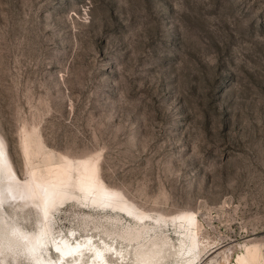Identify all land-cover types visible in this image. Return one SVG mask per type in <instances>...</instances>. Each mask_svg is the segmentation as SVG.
<instances>
[{
	"label": "rangeland",
	"instance_id": "374dc122",
	"mask_svg": "<svg viewBox=\"0 0 264 264\" xmlns=\"http://www.w3.org/2000/svg\"><path fill=\"white\" fill-rule=\"evenodd\" d=\"M0 141L22 191L0 178V264L56 257L41 225L118 264L263 261L264 0H0ZM66 160L124 211L75 189L43 221L30 174Z\"/></svg>",
	"mask_w": 264,
	"mask_h": 264
},
{
	"label": "bare ground",
	"instance_id": "6f19581e",
	"mask_svg": "<svg viewBox=\"0 0 264 264\" xmlns=\"http://www.w3.org/2000/svg\"><path fill=\"white\" fill-rule=\"evenodd\" d=\"M30 175L32 179L31 188L34 189L39 201H41L40 213L43 221L44 218L48 221L53 210H56L67 202L74 201L73 191L75 189L84 195L83 203L88 207L102 209L117 208L124 211V201L116 196L113 189L107 187L98 169L93 165L85 164L83 169L75 172L69 160L51 162L42 170L37 171L34 169ZM0 178L4 179L5 182L3 188L8 189L12 196L22 195L19 175L7 156L6 149L1 144V141ZM180 222L188 229L195 226L197 231L201 225L199 221H196L195 212L193 211L181 213ZM23 233L28 234L26 231H23ZM32 234L35 235L41 247L50 248L56 254V257L51 256L46 258L42 254H39L32 258L31 247L26 249L29 246L28 244L27 247H24V250L31 257L33 264H118L107 259V255L117 254V251L112 245L107 244L108 242L105 243V240L102 244H96L92 236H85L80 239L73 234V231H70L65 236L64 234L63 236H56L49 231L46 225L39 226ZM13 238H16L15 240H25L26 242V239L18 236L17 233H14ZM184 238L186 239V237ZM85 256H88L87 260L80 262L81 257ZM117 258L118 260H123L125 257L117 255ZM238 259L239 264H264V260L260 261L259 253L256 251H250L247 255L239 254Z\"/></svg>",
	"mask_w": 264,
	"mask_h": 264
}]
</instances>
